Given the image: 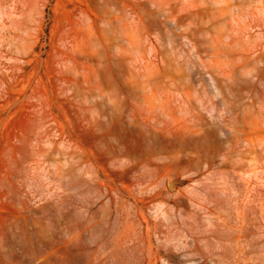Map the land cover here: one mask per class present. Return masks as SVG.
I'll return each instance as SVG.
<instances>
[{"label": "rangeland", "instance_id": "1", "mask_svg": "<svg viewBox=\"0 0 264 264\" xmlns=\"http://www.w3.org/2000/svg\"><path fill=\"white\" fill-rule=\"evenodd\" d=\"M0 264H264V0H0Z\"/></svg>", "mask_w": 264, "mask_h": 264}, {"label": "bare ground", "instance_id": "2", "mask_svg": "<svg viewBox=\"0 0 264 264\" xmlns=\"http://www.w3.org/2000/svg\"><path fill=\"white\" fill-rule=\"evenodd\" d=\"M189 6H191V4H189Z\"/></svg>", "mask_w": 264, "mask_h": 264}]
</instances>
